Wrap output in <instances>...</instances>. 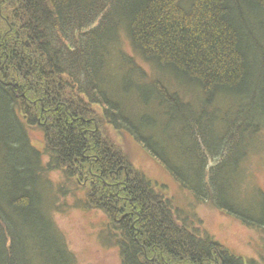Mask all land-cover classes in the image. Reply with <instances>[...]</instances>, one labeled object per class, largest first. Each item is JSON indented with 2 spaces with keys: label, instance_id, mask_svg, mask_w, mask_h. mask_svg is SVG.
Masks as SVG:
<instances>
[{
  "label": "trees",
  "instance_id": "1",
  "mask_svg": "<svg viewBox=\"0 0 264 264\" xmlns=\"http://www.w3.org/2000/svg\"><path fill=\"white\" fill-rule=\"evenodd\" d=\"M108 128L264 230V0H0V264H77L54 219L73 206L104 212L121 264H260L182 220Z\"/></svg>",
  "mask_w": 264,
  "mask_h": 264
},
{
  "label": "rangeland",
  "instance_id": "2",
  "mask_svg": "<svg viewBox=\"0 0 264 264\" xmlns=\"http://www.w3.org/2000/svg\"><path fill=\"white\" fill-rule=\"evenodd\" d=\"M120 39L121 49L123 48L129 55H134L129 39L123 33ZM141 64L151 73L149 65L144 62ZM169 129L174 132L172 127ZM108 130L112 140L126 148L134 166L145 173L172 200L182 220L202 226L213 239L227 246L234 254L253 258L260 264H264V230L244 225L238 219L214 207L210 202H197L193 195L181 189L161 164L129 134H119L111 128ZM31 138L35 146L43 148V132L35 129L31 131ZM250 168L253 175L250 184L254 183L264 190L262 160L255 158ZM52 178L55 181L64 179L58 172H54ZM68 199L71 204L74 203V198ZM54 219L64 233L68 247L77 259V264H121L119 251L105 246L101 239V232L105 223L108 222L103 211L85 210L73 206L65 212L55 213Z\"/></svg>",
  "mask_w": 264,
  "mask_h": 264
}]
</instances>
